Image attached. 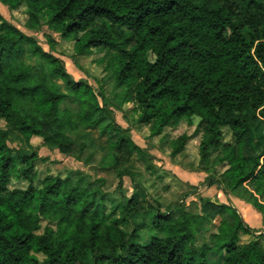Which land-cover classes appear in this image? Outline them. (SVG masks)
Instances as JSON below:
<instances>
[{
  "label": "trees",
  "instance_id": "trees-1",
  "mask_svg": "<svg viewBox=\"0 0 264 264\" xmlns=\"http://www.w3.org/2000/svg\"><path fill=\"white\" fill-rule=\"evenodd\" d=\"M0 2L10 11L24 7L28 28L45 22L72 39L76 56L103 53L114 98L121 107L132 104L137 124L152 136L195 126L210 186L237 192L249 184L264 195V152L243 149L264 119L259 0ZM27 49L33 65L23 62ZM106 101L102 89L73 79L60 59L0 15V264H264V235L234 208L203 200L200 214L183 206L143 210L136 194L122 192L126 165L146 155ZM90 129L109 136L101 168L117 173L118 200L102 178L75 171L37 178L33 138L73 158L75 137ZM192 136L173 141L172 155ZM13 181L26 187L11 188ZM253 206L264 216L259 199ZM242 236L253 240L242 245Z\"/></svg>",
  "mask_w": 264,
  "mask_h": 264
},
{
  "label": "rangeland",
  "instance_id": "rangeland-1",
  "mask_svg": "<svg viewBox=\"0 0 264 264\" xmlns=\"http://www.w3.org/2000/svg\"><path fill=\"white\" fill-rule=\"evenodd\" d=\"M259 1L264 5V0ZM0 15L25 35L33 37L42 50L60 59L73 79L89 83L96 92L100 89L105 92L106 106L113 111L116 123L126 130V135L142 148L146 155L145 160L135 155L126 165L129 175L123 177L121 190L127 197L136 194L143 210L146 204L160 206L162 211L183 206L192 214H200L202 201L208 200L218 206L234 208L256 235H264V216L253 206L255 198L264 205V195L256 194L255 189L249 184L237 192H226L216 183L210 186L209 181L214 183L215 180L200 157L201 136H192L195 126L182 124L178 128L164 130L160 136H152L148 126L137 124L133 105L121 107L119 100L114 98L118 91L114 90L111 74L104 71V65L101 63L103 53L93 51L90 55L76 56L75 42L72 39H61L45 22L38 29L28 28V16L24 7L10 11L0 2ZM50 40L54 43V49L51 48ZM23 62L30 65L36 63L28 49L23 56ZM62 109H65V105H62ZM2 125L0 123V126ZM183 134L193 138L182 152L173 156L172 142ZM111 137L116 140L121 134H112ZM108 139L109 136L101 135L98 130H87L75 137L76 154L70 158L59 153L54 147L43 145L42 139L33 138L31 146L41 159L37 167V178L42 180L47 175L65 178L72 171L93 179L102 178L106 181L105 189L111 193L113 199L118 200L120 194L117 192L119 187L117 173L101 168V160L108 150ZM243 149L250 155L255 154V151L264 152V119L258 118L255 132L248 136ZM25 187L26 183L23 182L13 181L11 184V188ZM252 240L251 236H242L241 244L245 245ZM199 245L200 243L197 244ZM38 257L40 261L43 260L41 255Z\"/></svg>",
  "mask_w": 264,
  "mask_h": 264
}]
</instances>
